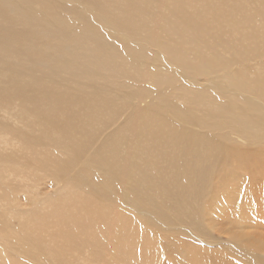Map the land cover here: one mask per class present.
Returning <instances> with one entry per match:
<instances>
[{"label": "rangeland", "instance_id": "rangeland-1", "mask_svg": "<svg viewBox=\"0 0 264 264\" xmlns=\"http://www.w3.org/2000/svg\"><path fill=\"white\" fill-rule=\"evenodd\" d=\"M173 1L176 0H148L146 24L154 28L151 32L154 36L160 34L183 59L189 55L190 59L185 60L189 61L190 68L205 65L197 74H200L196 79L199 84L194 90L186 89V82L176 85L160 73L165 77L161 81L165 82L164 95L171 96L173 107L174 104L189 107L194 113L200 109V122L196 124L203 128V134L194 131L192 136L196 141H185L191 144L189 151L195 156L181 150L179 138L174 137V131L154 109L144 117V125L140 126H146L148 131L137 132L139 128L133 123L134 109L129 98H118L130 93L129 96L138 98L136 102L143 106L159 97L154 93L139 97V90L153 88L151 91L156 92L154 87L162 80L154 75L149 77L150 71L143 65L166 69V59L175 62L170 50L164 49V54L157 50L161 54L159 58L157 54L153 57L156 51L153 48L151 58L154 62L143 58L118 61L120 71L116 80L113 84H102L103 89L98 92L103 95L102 99L92 91L96 80L85 84L79 78L72 82L68 70L59 65L70 59L69 55L57 56L55 68H41L34 72L37 87L45 91L41 106L34 108L35 115L27 112L28 108L31 109L28 90L14 100L0 98V264H195L202 255L212 257L220 253L211 245L218 237L224 243L221 253H228V256L235 257L234 263L243 264L245 254L233 246L238 241L231 239L234 234L229 233V221L221 209L213 210L216 191L212 189L210 200L199 213L197 195L190 193L192 198L186 199L184 192L170 184L169 177L173 171H215L213 168L264 171V149L262 155L255 156L256 160H246L244 153L250 150L237 143L228 142L224 146V155L215 149L210 141L212 133H217L215 129L227 128V132L220 134L224 135L222 138H228L234 124L225 109L220 107V101L227 103L223 98L225 93L212 86L207 90L201 88L209 86L208 79L214 78L208 73L210 69L219 71L223 67H227L229 76L244 77L251 85L262 81L264 0H223L226 2L224 12H232L228 10L229 6L233 13L229 14L231 17L227 16L228 19L223 18L222 30L218 33L209 27V22L217 23L210 19V11L216 3L181 0V11H176L171 7ZM199 6L207 7V11L200 12ZM220 6L218 3V8ZM5 12L0 17V79L12 72L19 82L25 83L29 76L21 69L29 62L26 51H30V55H42L49 51L45 47L48 40L34 24L30 25L22 6L15 10L6 6ZM181 16L187 19L175 21ZM246 18L250 20L242 25L245 31L228 30L231 21L235 26ZM63 24L62 20L56 19L48 29L39 30L51 34ZM7 34L11 38L3 43ZM9 42L10 45L4 46ZM92 42V39L84 38L81 43L86 46ZM21 49L25 54H17ZM3 62L13 70L6 71ZM224 82L220 78L217 83L228 88ZM69 89L85 99L96 97L99 102L96 107L82 104L67 123L71 114L64 109L62 102L69 98L65 95ZM258 89L262 95L253 90L249 94L264 100V82L259 81ZM61 96H64L62 102ZM108 100L113 104L105 105ZM122 101L126 104L123 110L117 108ZM233 101L234 108L242 104L238 98ZM242 110L244 108L239 107L233 112ZM182 114L186 116L185 111ZM248 114L250 120H258L253 111ZM52 120L54 124H51ZM209 122L219 123L221 127L208 131ZM81 127H85L84 133L80 131ZM181 137L186 139L182 134ZM68 146L77 155L72 167L62 171L68 159ZM189 163H195L199 169L189 168ZM99 167L100 171H138L136 179L147 175L144 171H157L156 175H148L155 183L154 190L150 191H155L157 200L169 195L173 197V206L169 207V202L167 209L165 201L155 203L167 215V221L161 220L157 225L141 221L120 202L110 186L105 187L95 178L93 171H99ZM244 182H239V187ZM195 185L199 186V182ZM225 185L228 189L230 182ZM102 188L105 194L100 191ZM221 194H224L222 190ZM183 252L187 257L180 255Z\"/></svg>", "mask_w": 264, "mask_h": 264}, {"label": "bare ground", "instance_id": "bare-ground-1", "mask_svg": "<svg viewBox=\"0 0 264 264\" xmlns=\"http://www.w3.org/2000/svg\"><path fill=\"white\" fill-rule=\"evenodd\" d=\"M109 1L0 0V17L6 14V6L10 7L12 10H15L18 6H22L26 19L29 21L30 25L32 26V24H34V26L38 28L37 31L47 38L48 41L45 47L49 50L46 53H42V55H30V51H26L25 54L24 50H19L17 54H25L29 60L28 64L21 69L22 72L29 76V80L25 83H21L13 76L12 72H10L5 78L0 79V98L5 101L14 100L21 97L24 90H28L31 93L28 101V104L31 105V109L28 108L27 112L35 115L34 108L41 106V98L45 94V91L37 87V76L34 75V72L41 68H55L56 57L67 53L70 59L60 62L59 65L68 70L71 79H73L72 82L78 81L79 78H82L80 82L85 84L87 81L96 80L97 84L92 85L94 86L92 91L94 94H98L100 99H102L103 95H99L98 92L101 88L103 89L102 84L105 85L106 82L113 84L116 80L120 71V67L117 65L118 61L130 62L137 58H143L154 62L151 58V55L155 51H153V48L156 49L153 57L155 54H157V56L161 55L158 54L160 52L164 54V49H167L174 54L175 62L166 59V69L143 65L145 69L150 71L149 77L154 75L162 80H159L158 85L154 87L157 88L156 92L151 91L153 88L151 90L150 88L139 90V97L142 98L146 93H154L159 97L143 106L140 105V102H136L138 98L129 96L130 93H124L118 96V98H129L128 101L134 109L131 117L135 126L139 128L137 132L148 131L146 126H140L144 125L143 119L154 109L162 116V120L168 125L169 129L174 131V137L179 138L180 142L178 145L183 147L181 150H183L185 154H192L195 156L193 151H189L191 144L185 141L194 139L192 136L194 131L201 135L203 134V128L196 124V122H200L198 117L200 109L197 108L196 113H194L189 107H178L175 104L173 107L171 105V96L167 94L164 95L165 82L162 83L161 81H164L163 79H165V77H162L161 74L164 76L166 75L169 81L176 85L180 82H186L185 88L194 90V86L199 84L196 79L200 74H197L203 70L205 65L190 68L189 61L185 60L190 59L189 55L186 54L183 59L181 55L177 54L169 46V44L165 43V38L161 37L160 34L156 37L151 33L154 31V28L146 24L149 14L148 0ZM201 1L216 3L214 7L212 6L213 9L210 11V19H212V21L216 20L217 23L212 24V22H209V27L214 33H218L222 30L221 26L224 23V19L231 17L229 14L231 15L233 13V8L231 7L232 9H229L228 6V10L232 12L230 11L231 13L227 14L226 11L224 12L226 2L223 0ZM166 2L168 1H165V3ZM218 3L221 5L219 8ZM181 5V0H176L172 2L171 7L176 11H181ZM199 8L201 9L200 12L207 11V7L199 6ZM177 14L180 15L179 12H177ZM56 19L62 20L64 24L63 26L57 27L53 33L48 34L39 30L40 28L45 30L48 29ZM180 19L187 18L181 16V18L177 17L175 21ZM249 20L250 19L246 18L242 23L235 26L231 20V22L227 20L230 22L228 30L237 33L240 30L245 31V26L242 27V25ZM193 26L197 27L196 24ZM10 38V34L5 35L3 37V43L8 42ZM84 38L92 39L93 42L91 45L88 44L83 46L81 42ZM7 45H10V42L4 46ZM132 55L141 56L133 57ZM203 63L206 64L207 62ZM3 65L6 71L13 70V68H9L7 62H3ZM208 73L214 76V78L211 80L208 79L209 86L206 85V87L201 88L207 90L212 86L214 90L218 89L225 93L223 98L227 103H221L219 98L218 101H220V107L225 109V112L234 124V129L231 128L228 135L226 134L228 138H222L224 135L220 133L223 131L227 132V128H222L219 123L209 122V126L206 127L208 131L219 126L222 128H220V131L215 129V132H217L216 134L212 133L213 135H211V137L213 139L210 140L211 143L214 144L215 149H219L218 151L222 155H224V146L228 142L237 143L245 150H250L244 153L243 157H245L246 160H256L255 156L262 155L264 149V100L250 95L249 92L253 90L260 95L258 83L259 81L264 82V78L262 81L258 79V82H252L251 85L249 84L250 81L244 77L229 76L227 67H223L219 71L210 69ZM220 78L226 81L224 83H226L228 88L221 85V83H217L220 81ZM98 83L101 84L98 85ZM70 91L72 90L69 89L65 93V95H69L68 99L63 101L64 96H61L64 109L71 114V116L66 119L67 123L70 119H73L74 112L78 110L82 104L96 107L99 102L96 97H92V100H89L85 99L86 97L84 98L80 94L78 95V93ZM235 98L240 99L242 103L237 105V108H234L232 104ZM229 99L232 100L230 101ZM59 100L60 97H58V101ZM111 102L113 104V101L108 100L105 105ZM123 104L124 102L122 101L121 105L117 108L123 110V107L126 106V104ZM57 105L58 102L55 103V106ZM239 107L241 109L244 108V110L239 113L233 112ZM183 111L186 112V116L182 114ZM248 111L256 113L258 120L255 122L250 120ZM54 123L55 121L52 120L51 124ZM185 124L188 125V127H186ZM240 129L242 130L238 131ZM80 131L84 133L86 131L85 127H81ZM181 134L186 139H183ZM246 152L250 154L254 153V155L250 156ZM67 154V163L62 171H66L72 167L73 161L77 155L69 146L67 147ZM185 165L186 164H184V166ZM187 165H189V168L193 167V170L195 168L199 169L195 163H189ZM98 170L99 171H93L95 178L100 180L101 184L105 187L110 186L118 195L120 202L126 204L145 224L157 225L161 223V220L167 221V215L159 210L157 205L165 201V207L167 209L169 202V207H171L174 201L173 197L171 195L166 196L167 194H165V200H157L154 198L155 191H150L154 190L155 183L149 176L156 175L157 171H144L145 173L147 172V175H142L140 178L136 179L135 176H137L138 171H100V167ZM213 170L215 171H173L169 177V182L179 189V191L184 192L187 195L186 199L191 197L189 196L190 193L191 195H197L199 207L196 206V208L198 207L197 210L199 213H202L205 207L204 205L210 200L212 189L215 190L216 201L214 202L213 210L218 211L221 209L223 215L229 221V233L234 234L231 239H236V241H238V243L233 244V246L240 248L245 254L242 257V263L264 264V171H221L222 168H213ZM240 176H243L245 179ZM77 180L79 179L75 181ZM129 181L131 182L129 183ZM243 181L245 182L241 183L242 187H239V182ZM196 182H199V186L195 185ZM227 182H230L228 189V184L225 185ZM221 190L224 194H221ZM100 191L104 193L103 188ZM104 191L106 192L105 188ZM155 203H157V205H155ZM162 208H164V206ZM181 214H183L182 211ZM155 215H158L160 219L156 218ZM248 242L249 245L256 250L252 249L248 245ZM229 243L231 242L229 241ZM223 244V241L218 237L211 245L216 247L220 253L212 257L202 255L200 257L201 259L196 263L236 264L233 261L235 257L228 256V253L225 255L221 253L223 251ZM180 255L183 258L187 257V253L184 252ZM193 259L195 261V258Z\"/></svg>", "mask_w": 264, "mask_h": 264}]
</instances>
